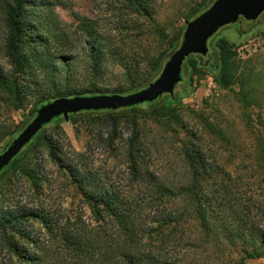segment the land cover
<instances>
[{"label": "rangeland", "instance_id": "obj_1", "mask_svg": "<svg viewBox=\"0 0 264 264\" xmlns=\"http://www.w3.org/2000/svg\"><path fill=\"white\" fill-rule=\"evenodd\" d=\"M203 1L26 0L29 27L13 48L8 45L11 30L1 4L0 76L17 82L21 93L20 100L16 99L6 82L0 81V153L13 141L12 133L36 112L45 90L112 92L145 82L158 57L175 36L184 33L186 21ZM82 20L92 21L101 36L98 44L105 51L106 62L97 76L90 71L86 43L94 38L80 29ZM55 33L60 36L53 37ZM220 37L229 39L235 51L228 79L212 67L184 72L183 65V81L175 89L180 97L173 105L175 114L155 118L142 113H94L43 128L25 158L0 172V214L23 216L9 231L12 243L37 256L46 254V264H74L76 258L65 247L58 228L64 227L69 234L95 216L70 170L88 173L91 179L83 186L91 194L127 191L133 199L142 196L138 189L144 181L134 177L128 160L131 139L134 154L143 156L139 166L159 170L161 176L169 177L165 178L169 183L183 181L186 161L182 147L191 140L194 150L215 156L220 165L237 171L244 192H257L264 169L255 154L264 138V13L251 27L243 23L221 27L214 39ZM65 55L70 58L68 67L61 62ZM160 121L166 124L163 128ZM31 211L37 215H30ZM7 251L8 244L1 237L0 255ZM196 254L174 250L171 255L193 260ZM243 264H264V257Z\"/></svg>", "mask_w": 264, "mask_h": 264}, {"label": "trees", "instance_id": "obj_2", "mask_svg": "<svg viewBox=\"0 0 264 264\" xmlns=\"http://www.w3.org/2000/svg\"><path fill=\"white\" fill-rule=\"evenodd\" d=\"M214 1L204 0L188 19L197 17ZM25 3L26 0H0V5H3L2 10L6 14L5 20L11 30L8 36L10 48L16 46V42L20 41L29 27L25 16ZM139 4L143 5L141 1ZM241 23L245 27H251L256 20H243ZM80 29L94 38L92 42L86 41V43L90 46L92 63L90 71L97 76L106 62L105 51L98 44L101 36L92 21L86 23L82 20ZM45 36L44 40L48 41L49 35L45 34ZM58 36H60L59 33H55L53 37ZM215 36L216 33L209 39L210 58L203 62L199 60L203 58L200 54H191L184 62V72H188L191 68L206 66L218 71L224 80L228 79L235 59L233 44L225 37L215 40ZM182 41V33L174 37L168 49L158 57L153 74L143 83L132 84L127 89L112 92L94 89L78 92L51 88V90H45L37 108L42 103L61 96L131 93L141 90L160 75L170 55ZM62 58L64 67H68L66 60L70 58L68 59L67 55ZM0 81L6 82L8 91L20 100L21 90L17 82L6 79L2 75ZM68 81L71 82L69 78ZM244 97L247 98L245 94ZM176 102H180V97L177 95L173 98L169 94H163L153 102L139 103L115 110H82L70 114L69 120L94 113L112 115L119 112L142 113L145 117L153 115L156 118L159 114H175L177 110L173 105ZM35 114L36 112L33 111L32 115L26 118L23 126L16 129L11 136L18 135ZM64 121L67 120L60 116L51 123L45 124L43 128L48 125H58ZM163 121L168 122L167 117ZM158 123L162 125V128L166 125L161 121ZM43 128L0 172L25 158L31 143L40 138ZM132 140L134 139L130 140L128 160L132 164L134 177H140L144 181L138 189L142 191L140 197L135 196L133 199L127 191L121 195L116 192L108 196L91 194L83 186L91 179L88 173L76 174L72 169L70 170L75 184L83 196L91 202L89 204L95 216L92 222L78 224L79 227L74 228L69 234L64 227L58 228L65 247L69 248L76 258L74 264H243L247 259L264 257V169L260 176L258 191L254 193L252 189L248 194L240 187L239 180L242 177L237 171L220 165L216 162L215 156L194 150L190 140L182 147L186 161L183 181L169 183L165 180L169 177L161 176L159 170L156 173L139 166L138 159L143 156L138 157L134 154ZM260 144L262 146L259 145L260 148H257L255 154L264 163V138L260 139ZM198 161L199 163L202 161L199 166ZM66 166L70 168L69 164ZM30 215L36 216L37 213L31 211ZM20 216L15 212L0 214V220H3L0 221V239L4 238L9 247V251L1 252L3 255H0V264H19L15 257L29 264H46V257L48 258L46 254L37 256L17 242L12 243L10 236L12 233L9 234V231H13L16 220L23 217ZM47 227L53 232L52 225L48 224ZM174 250L183 251L186 255L197 253L198 256H195L193 260H187L188 257L176 258L171 255ZM205 252L211 254L200 256Z\"/></svg>", "mask_w": 264, "mask_h": 264}, {"label": "water", "instance_id": "obj_3", "mask_svg": "<svg viewBox=\"0 0 264 264\" xmlns=\"http://www.w3.org/2000/svg\"><path fill=\"white\" fill-rule=\"evenodd\" d=\"M264 13V0H215L197 17L187 20L183 41L170 55L160 75L146 87L131 93H99L61 96L42 103L36 116L14 137L0 153V171L32 141L45 124L60 116L69 120L70 114L82 110L118 109L139 103H150L163 94L175 97L177 84L183 81L184 61L191 54H209V39L221 28L246 21H255ZM192 83V78L190 79Z\"/></svg>", "mask_w": 264, "mask_h": 264}, {"label": "flooded vegetation", "instance_id": "obj_4", "mask_svg": "<svg viewBox=\"0 0 264 264\" xmlns=\"http://www.w3.org/2000/svg\"><path fill=\"white\" fill-rule=\"evenodd\" d=\"M237 26V24H235Z\"/></svg>", "mask_w": 264, "mask_h": 264}]
</instances>
